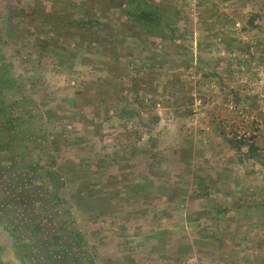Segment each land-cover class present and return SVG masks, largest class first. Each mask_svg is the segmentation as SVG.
Wrapping results in <instances>:
<instances>
[{"label": "rangeland", "instance_id": "obj_1", "mask_svg": "<svg viewBox=\"0 0 264 264\" xmlns=\"http://www.w3.org/2000/svg\"><path fill=\"white\" fill-rule=\"evenodd\" d=\"M0 141L88 264H264V0H0Z\"/></svg>", "mask_w": 264, "mask_h": 264}, {"label": "trees", "instance_id": "obj_2", "mask_svg": "<svg viewBox=\"0 0 264 264\" xmlns=\"http://www.w3.org/2000/svg\"><path fill=\"white\" fill-rule=\"evenodd\" d=\"M132 11V10H131ZM127 11V16L149 27L154 15L149 12ZM237 152L242 145L226 139ZM249 159L259 161L254 149ZM0 208L6 226L19 241L29 246L26 255L32 264H88L86 242L69 218L55 209L42 176L33 164L27 163L13 148L0 141Z\"/></svg>", "mask_w": 264, "mask_h": 264}]
</instances>
